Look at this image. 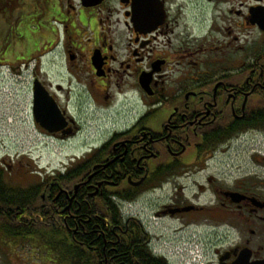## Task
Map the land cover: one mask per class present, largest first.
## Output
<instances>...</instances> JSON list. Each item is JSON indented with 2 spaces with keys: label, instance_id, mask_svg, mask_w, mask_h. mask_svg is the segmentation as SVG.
I'll use <instances>...</instances> for the list:
<instances>
[{
  "label": "flooded vegetation",
  "instance_id": "obj_1",
  "mask_svg": "<svg viewBox=\"0 0 264 264\" xmlns=\"http://www.w3.org/2000/svg\"><path fill=\"white\" fill-rule=\"evenodd\" d=\"M0 16V65L67 151L53 170L0 159L1 247L264 264V172L230 158L264 133V0H0Z\"/></svg>",
  "mask_w": 264,
  "mask_h": 264
},
{
  "label": "rangeland",
  "instance_id": "obj_2",
  "mask_svg": "<svg viewBox=\"0 0 264 264\" xmlns=\"http://www.w3.org/2000/svg\"><path fill=\"white\" fill-rule=\"evenodd\" d=\"M5 23L0 16V32ZM0 88L1 93H4L0 96V159L13 164L21 157L24 163L36 162L42 170L59 167L58 164L65 158L67 151L60 149L58 144L35 129L29 107V85L20 86L15 76L9 72L5 74L0 69ZM230 158L235 161L236 166H242L244 170L250 169L251 173L264 172V133L258 135L256 141L248 139L231 153ZM14 175L15 172L7 178ZM39 179L36 175L28 176L24 183H36ZM3 243L0 236V245ZM51 256L50 247L44 244L42 247L32 246L30 250L21 251L16 246L6 249L0 246V264H56ZM55 260L57 261L56 257Z\"/></svg>",
  "mask_w": 264,
  "mask_h": 264
},
{
  "label": "trees",
  "instance_id": "obj_3",
  "mask_svg": "<svg viewBox=\"0 0 264 264\" xmlns=\"http://www.w3.org/2000/svg\"><path fill=\"white\" fill-rule=\"evenodd\" d=\"M59 250H61V248L59 249ZM72 251V249L70 248V246H68V245H66L65 247H64V253H69V252H71ZM60 264H64V261H62L61 259H60ZM77 264H84V262L82 261H78L77 262Z\"/></svg>",
  "mask_w": 264,
  "mask_h": 264
}]
</instances>
